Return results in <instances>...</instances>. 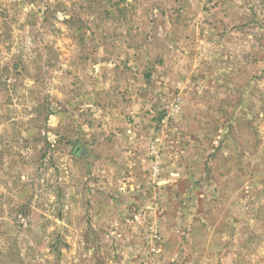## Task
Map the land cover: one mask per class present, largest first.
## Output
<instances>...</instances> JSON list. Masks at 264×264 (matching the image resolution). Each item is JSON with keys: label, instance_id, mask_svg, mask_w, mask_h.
<instances>
[{"label": "rangeland", "instance_id": "1", "mask_svg": "<svg viewBox=\"0 0 264 264\" xmlns=\"http://www.w3.org/2000/svg\"><path fill=\"white\" fill-rule=\"evenodd\" d=\"M0 264H264V0H0Z\"/></svg>", "mask_w": 264, "mask_h": 264}]
</instances>
